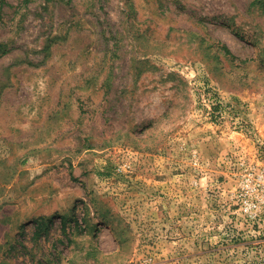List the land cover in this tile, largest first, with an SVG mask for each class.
I'll return each mask as SVG.
<instances>
[{
    "label": "rangeland",
    "instance_id": "obj_1",
    "mask_svg": "<svg viewBox=\"0 0 264 264\" xmlns=\"http://www.w3.org/2000/svg\"><path fill=\"white\" fill-rule=\"evenodd\" d=\"M242 160L264 0H0V264H256Z\"/></svg>",
    "mask_w": 264,
    "mask_h": 264
},
{
    "label": "built area",
    "instance_id": "obj_2",
    "mask_svg": "<svg viewBox=\"0 0 264 264\" xmlns=\"http://www.w3.org/2000/svg\"><path fill=\"white\" fill-rule=\"evenodd\" d=\"M237 166V193L231 200H235L240 215L248 223V233L262 240L254 249L256 264H264V164L242 160Z\"/></svg>",
    "mask_w": 264,
    "mask_h": 264
},
{
    "label": "trees",
    "instance_id": "obj_3",
    "mask_svg": "<svg viewBox=\"0 0 264 264\" xmlns=\"http://www.w3.org/2000/svg\"><path fill=\"white\" fill-rule=\"evenodd\" d=\"M42 225H43V223H42V224H40V225L38 224V228H41V227H42Z\"/></svg>",
    "mask_w": 264,
    "mask_h": 264
}]
</instances>
